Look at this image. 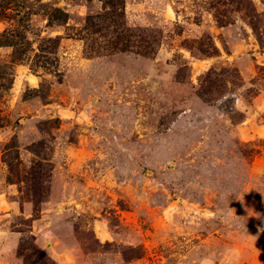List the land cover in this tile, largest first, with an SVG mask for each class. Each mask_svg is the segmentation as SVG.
Here are the masks:
<instances>
[{
  "label": "rangeland",
  "instance_id": "rangeland-1",
  "mask_svg": "<svg viewBox=\"0 0 264 264\" xmlns=\"http://www.w3.org/2000/svg\"><path fill=\"white\" fill-rule=\"evenodd\" d=\"M0 264H264V0H0Z\"/></svg>",
  "mask_w": 264,
  "mask_h": 264
}]
</instances>
